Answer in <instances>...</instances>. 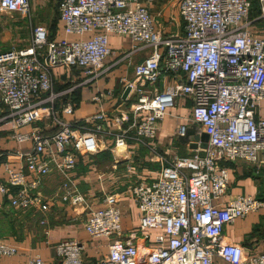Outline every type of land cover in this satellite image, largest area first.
Here are the masks:
<instances>
[{"label": "built area", "instance_id": "1", "mask_svg": "<svg viewBox=\"0 0 264 264\" xmlns=\"http://www.w3.org/2000/svg\"><path fill=\"white\" fill-rule=\"evenodd\" d=\"M32 2L0 0V14L26 17ZM159 2L161 9L153 14L151 7ZM58 12L63 38H51L46 26L37 25L27 45L0 51V132L33 143L16 151L21 168L3 161L6 153L0 152L6 175H0V195L21 211L46 212L50 203L40 189L58 170L65 176L62 200L84 203L72 173L81 154L99 151L97 136H113L118 148L133 141L156 155L153 141L162 122L184 98L190 101L188 124L209 135L207 148L162 156L159 176L132 187L140 211L137 231L123 230L117 195L88 206L85 230L108 239V252L97 264H264V253L223 239L227 224L259 211L264 200L237 195L220 202L229 187L228 162L264 166V0H59ZM111 34L132 40L123 58L139 54L143 59L134 65V78L125 80V90L131 89L127 97L112 88L96 93L91 98L96 112L81 124L69 118L76 110L73 93L115 64L109 62L119 55L110 46ZM61 66L82 73L56 90L53 71ZM162 75L173 82L160 89ZM113 98L121 100V111L110 117L105 104ZM37 122L45 126L21 130ZM142 233L140 246L136 239ZM84 249L76 239L55 246L63 264H83ZM18 252L16 244L0 240V256ZM28 264L46 262L37 254Z\"/></svg>", "mask_w": 264, "mask_h": 264}, {"label": "crops", "instance_id": "2", "mask_svg": "<svg viewBox=\"0 0 264 264\" xmlns=\"http://www.w3.org/2000/svg\"><path fill=\"white\" fill-rule=\"evenodd\" d=\"M162 3L151 7L153 14H157ZM157 10V12H156ZM65 36L64 23L59 19L56 39ZM69 39L77 36L70 35ZM110 46L117 49V56L109 60L115 63L101 79L92 85L84 86L73 93L76 102L74 115L69 118L81 124L92 120L97 105L91 98L98 92L108 88L124 94L125 80L134 78V65L143 59V56L134 54L123 58L133 46L129 37L111 34ZM113 60V61H112ZM133 70V71H132ZM76 71V72H75ZM82 73L80 69H68L63 66L53 71L56 90L66 86L73 74ZM173 82L170 76L162 75L158 81L160 89ZM121 100L110 99L105 109L110 117L120 113ZM262 115H264V102ZM191 116L190 101L180 98L175 107L165 116L153 141L157 154H153L146 146L137 145L130 141L126 147H115L111 135H98L99 151L94 154H81L72 175L80 191L86 196V201L77 205L62 200V183L64 174L54 170L44 178L41 192L49 200L50 209L43 212L39 209L21 211L10 205L6 197L0 195V240L16 244L19 252L13 256H0V264H28L31 256L39 254L46 264H63L57 258L55 246L68 239L79 240L84 246L83 264H97L108 252V239L93 238L85 230V220L89 205L100 206L107 194L118 197V206L122 215V228L126 234L140 228V211L132 195V187L139 183H149L159 176L163 166L161 157H171L178 153L180 156H189L195 149L189 144H181L178 130L181 125L188 124ZM44 123L37 122L26 125L21 130L29 132L34 127H44ZM50 134V131H45ZM33 143L18 142L9 135L0 134V152L6 153L3 161L10 162L14 168H21V159L16 156L17 150H28ZM159 155V156H157ZM229 169V187L220 202L227 203L237 195H252L264 200V166L257 169L253 163L243 159H236L227 163ZM4 163L0 167L3 175ZM46 220L45 224L41 221ZM150 235H155L151 231ZM145 234H139L136 242L141 246ZM223 239L228 243L242 245L247 252L264 253V207L245 217L237 218L227 224L223 231Z\"/></svg>", "mask_w": 264, "mask_h": 264}, {"label": "rangeland", "instance_id": "3", "mask_svg": "<svg viewBox=\"0 0 264 264\" xmlns=\"http://www.w3.org/2000/svg\"><path fill=\"white\" fill-rule=\"evenodd\" d=\"M58 4L59 0H33L31 11L26 17L16 12L0 14V51L27 45L32 37V30L37 25L46 26L55 35L59 20ZM157 20L163 22L160 17ZM2 111L6 109L3 108Z\"/></svg>", "mask_w": 264, "mask_h": 264}, {"label": "water", "instance_id": "4", "mask_svg": "<svg viewBox=\"0 0 264 264\" xmlns=\"http://www.w3.org/2000/svg\"><path fill=\"white\" fill-rule=\"evenodd\" d=\"M130 90V87L126 88L123 98L127 97ZM177 139L181 144H189V146L193 149H205L208 146L209 135L200 131L198 125L188 124L184 134H179Z\"/></svg>", "mask_w": 264, "mask_h": 264}, {"label": "trees", "instance_id": "5", "mask_svg": "<svg viewBox=\"0 0 264 264\" xmlns=\"http://www.w3.org/2000/svg\"><path fill=\"white\" fill-rule=\"evenodd\" d=\"M58 13H59V12H58ZM50 37H51V38H54V35H53L51 32H50Z\"/></svg>", "mask_w": 264, "mask_h": 264}, {"label": "bare ground", "instance_id": "6", "mask_svg": "<svg viewBox=\"0 0 264 264\" xmlns=\"http://www.w3.org/2000/svg\"><path fill=\"white\" fill-rule=\"evenodd\" d=\"M119 149H121V148L119 147Z\"/></svg>", "mask_w": 264, "mask_h": 264}]
</instances>
